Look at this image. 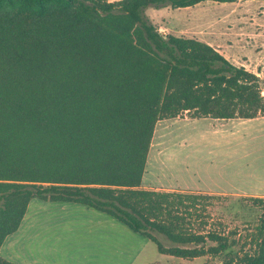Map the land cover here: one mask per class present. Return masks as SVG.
<instances>
[{
	"label": "trees",
	"instance_id": "trees-1",
	"mask_svg": "<svg viewBox=\"0 0 264 264\" xmlns=\"http://www.w3.org/2000/svg\"><path fill=\"white\" fill-rule=\"evenodd\" d=\"M202 1L0 0V247L39 198L105 212L165 255L264 264V197L247 198L253 250L235 251L236 232L209 227L220 195L141 187L158 121L264 113L258 74L144 15Z\"/></svg>",
	"mask_w": 264,
	"mask_h": 264
},
{
	"label": "rangeland",
	"instance_id": "rangeland-1",
	"mask_svg": "<svg viewBox=\"0 0 264 264\" xmlns=\"http://www.w3.org/2000/svg\"><path fill=\"white\" fill-rule=\"evenodd\" d=\"M144 15L164 35L175 34L210 43L231 62L238 66L243 65L258 74L264 95V0L236 2L206 0L193 6L178 8L150 6L147 7ZM185 114L191 113L185 112L183 115ZM262 115L264 113L259 116ZM177 129L178 126H174L173 121L156 126V138L149 155L151 171L149 174L156 176L153 184L155 187L178 186L174 179L177 176L172 173L167 153L170 151L173 134ZM200 129V126L187 127L179 132L194 134ZM212 134L209 131L208 136ZM222 137L220 140L211 138L199 142L197 148H192V151L195 149L194 151L209 158L204 160L202 168H198V172L202 174L198 173L197 178H201L202 183L209 184L213 190L221 189L224 193L192 192L220 195L222 198L213 199L208 207L209 227L221 228L227 233L236 232L232 236L236 239L233 247L235 251L253 250L250 234L259 222L262 210L256 208L247 198L264 197L262 196L264 194V126L249 127L239 133L236 139L231 138L227 132L222 134ZM162 152L166 155L161 154ZM186 152L187 150L182 153ZM189 161L192 164L193 160ZM157 169L159 173L155 171ZM194 169L191 168L190 172ZM180 170L185 171L184 166ZM37 200L41 199L37 198ZM39 213L44 216L45 209ZM49 215L62 217L75 214L69 211H55ZM127 230L136 237L126 236L124 239L120 236L124 233L117 232L113 241H116L115 247L112 250V260L116 264H223L226 260V253L218 256L206 255L192 260L165 255L159 252L156 243L149 238L135 233L130 228ZM123 250L124 258H122L124 254L121 253Z\"/></svg>",
	"mask_w": 264,
	"mask_h": 264
},
{
	"label": "crops",
	"instance_id": "crops-1",
	"mask_svg": "<svg viewBox=\"0 0 264 264\" xmlns=\"http://www.w3.org/2000/svg\"><path fill=\"white\" fill-rule=\"evenodd\" d=\"M168 121H173L174 126H178V131L176 130L173 134L170 151L167 152L170 160L169 164L172 166V173L177 176L174 179L178 186L175 188L153 186L156 176L155 174H149L151 172L149 170V155L156 138L154 133L141 187L162 191L224 193L221 189L213 190L209 184L202 183V179L197 178L198 173H200L198 168H202L204 160L209 158L198 151H194L195 149L193 152L192 148H197L199 142H205V140L211 138L220 140L225 132L230 134L231 138L236 139L239 133L249 127L264 126V115L255 118L222 119L214 117L195 118L185 114L162 119L158 121L157 125L168 123ZM197 126L201 127L198 133L179 132L182 128L185 130L187 127L195 128ZM209 131L213 133L211 136H208ZM186 150L187 152L183 154L182 152ZM190 159L193 160L192 164L189 161ZM182 166H184L185 171L180 170ZM191 168H195L193 172L192 170L190 172ZM155 171L159 173L158 169ZM219 176L221 177V174ZM44 209L45 215L41 216L39 212ZM55 211H69L75 215L62 217L49 215ZM118 221L105 212L81 203L39 201L37 198H33L29 202L18 230L8 235L1 245L0 255L16 264H116L112 260V250L116 242H113L115 236L123 232L124 235L120 236L124 239L126 236L129 238L136 237L128 232L127 229L130 227L124 223L118 224L121 222ZM121 253L124 254V250ZM124 257L125 254L122 258Z\"/></svg>",
	"mask_w": 264,
	"mask_h": 264
}]
</instances>
